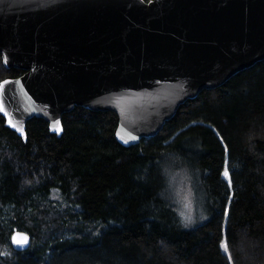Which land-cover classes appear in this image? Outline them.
<instances>
[{
  "label": "trees",
  "instance_id": "trees-1",
  "mask_svg": "<svg viewBox=\"0 0 264 264\" xmlns=\"http://www.w3.org/2000/svg\"><path fill=\"white\" fill-rule=\"evenodd\" d=\"M23 73L0 54V82ZM61 121L32 117L23 138L0 113V264H264V59L134 145L111 110Z\"/></svg>",
  "mask_w": 264,
  "mask_h": 264
},
{
  "label": "water",
  "instance_id": "water-1",
  "mask_svg": "<svg viewBox=\"0 0 264 264\" xmlns=\"http://www.w3.org/2000/svg\"><path fill=\"white\" fill-rule=\"evenodd\" d=\"M0 54L24 70L0 82V113L18 135L32 117L59 135L62 114L84 106L115 112L116 139L134 145L264 59V0H0ZM30 243L10 236L16 251Z\"/></svg>",
  "mask_w": 264,
  "mask_h": 264
},
{
  "label": "snow or ice",
  "instance_id": "snow-or-ice-1",
  "mask_svg": "<svg viewBox=\"0 0 264 264\" xmlns=\"http://www.w3.org/2000/svg\"><path fill=\"white\" fill-rule=\"evenodd\" d=\"M5 83H7V81H5ZM0 111H3V107L0 106ZM227 171L225 172V175L227 176ZM14 242H16L17 244H23V243H26L27 242V237L26 236H18L17 237H14ZM221 247L225 250V252L227 253L228 252V246H227V241H223L221 243ZM229 259H231V255L229 253Z\"/></svg>",
  "mask_w": 264,
  "mask_h": 264
},
{
  "label": "rangeland",
  "instance_id": "rangeland-1",
  "mask_svg": "<svg viewBox=\"0 0 264 264\" xmlns=\"http://www.w3.org/2000/svg\"><path fill=\"white\" fill-rule=\"evenodd\" d=\"M187 188L188 187L185 185L184 190L182 191L183 193L181 195V199H182V204L183 205H185V203L190 200V193H189Z\"/></svg>",
  "mask_w": 264,
  "mask_h": 264
}]
</instances>
